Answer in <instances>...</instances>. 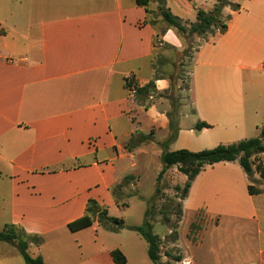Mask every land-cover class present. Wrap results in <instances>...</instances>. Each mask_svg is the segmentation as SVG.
I'll return each mask as SVG.
<instances>
[{
    "label": "crops",
    "instance_id": "crops-1",
    "mask_svg": "<svg viewBox=\"0 0 264 264\" xmlns=\"http://www.w3.org/2000/svg\"><path fill=\"white\" fill-rule=\"evenodd\" d=\"M165 1L188 22L216 2ZM232 3L238 10L223 9L226 30L194 50L181 88L184 43L160 18L152 22L155 3L147 11L134 0H0V230L13 225L39 236L40 244L28 243L31 258L115 264L110 252L118 249L126 264H153L146 241L131 228L143 225L156 186L142 196L140 175L129 172L154 165L159 173L166 151L198 152L258 136L264 0ZM156 40L164 45L159 64ZM170 120L177 128L171 140ZM198 122L208 127L196 130ZM166 174L181 173L171 167ZM248 185L261 191L249 194ZM89 201L98 207L92 224L70 231ZM101 210L122 218L125 228H104ZM181 228L188 234L180 239ZM132 232L135 237L126 235ZM170 244L189 264H264V182L256 172L250 182L236 162L205 167L181 201ZM8 253L0 241V264H10ZM166 259L160 255L161 263Z\"/></svg>",
    "mask_w": 264,
    "mask_h": 264
},
{
    "label": "trees",
    "instance_id": "trees-1",
    "mask_svg": "<svg viewBox=\"0 0 264 264\" xmlns=\"http://www.w3.org/2000/svg\"><path fill=\"white\" fill-rule=\"evenodd\" d=\"M135 4L138 6L144 7L148 11V6L151 3L156 4V9L158 10L159 17L167 25L168 28L173 29L177 35L182 39L184 46L189 47L191 40L200 39L205 41L208 36H212L216 33H223L226 30V21L229 17H224L222 11L225 7H229L232 11L238 10V5H234L229 2V0H216L215 4L212 6L210 11L197 10L195 15L194 22L184 21L176 16H174L169 8L166 6L165 0H134ZM148 13H151L148 11ZM153 24V23H152ZM199 44L196 45V48ZM193 49L194 50H196ZM186 49L182 53V58L190 56L192 57L191 50ZM190 51V52H189ZM151 87L148 86L145 88L146 92H151ZM178 107V102H172V113L169 117L173 120L175 115L176 108ZM170 120V129L172 130L169 140H171L177 128ZM208 127L205 123H196L195 129L199 130L200 128ZM147 137H139V140L146 139ZM133 143L131 140L126 148ZM264 154V123L259 127V134L257 137L243 139L236 143L229 145H217L214 148L201 150L198 152H190L187 150H176V151H166L161 156V165L162 168L159 171L156 177V190L154 197L148 202L150 205L151 202L155 199V196L159 193L158 184L162 177L166 174L167 170L171 167H176L177 171L183 174L186 177V180L183 184V187H177L176 192L180 191V200L182 201L189 190L191 182L194 178L207 166H211L220 162H236L243 172L246 174L248 180L251 182L253 174L256 172L261 181L264 182V161L260 166L254 171L252 165V158L255 155ZM249 194L259 193L261 190L254 188L253 186L247 187ZM179 211L176 214V223L172 228H174L173 236L169 237L171 242H175L176 233L175 229L181 218V204L178 206ZM96 203L93 201L88 202V207L86 208V214L75 221L69 223L67 228L74 232L86 227H89L92 224V215L97 209ZM149 207L145 213L143 225L140 227L131 228L137 232L147 243V255L150 261L153 264H165L160 262L159 256V247L160 239L152 233V222L150 220ZM98 222L107 230L116 232L121 229H124L125 226L121 219L110 218L106 216V211L101 210L98 213ZM168 222V221H167ZM195 226L190 227V235L194 233ZM21 232L24 234V240L17 239V233ZM172 234V231H171ZM0 241L12 244L19 252L24 264H44L41 257L37 256L31 258L26 250L28 243H33L35 245L40 244L41 238L37 235L29 236L26 235L22 229L16 228L13 225H5L2 230H0ZM110 256L115 264H126V259L124 255L118 250H112ZM175 262L181 260L180 256H177L173 259Z\"/></svg>",
    "mask_w": 264,
    "mask_h": 264
},
{
    "label": "rangeland",
    "instance_id": "rangeland-1",
    "mask_svg": "<svg viewBox=\"0 0 264 264\" xmlns=\"http://www.w3.org/2000/svg\"><path fill=\"white\" fill-rule=\"evenodd\" d=\"M210 1L211 0H209V2ZM229 2L232 3V0H229ZM234 5H237V4H234ZM150 18L153 23H155V21L160 18L157 9L151 10ZM160 30H161L160 31V34H161L163 30L162 29ZM191 41L192 42L189 45V47L184 46L185 47L184 50L186 49L188 50L191 47L192 49L190 51L192 54L194 52L193 49L196 48V45L197 44L200 45L201 42H204V41L197 40L196 38ZM159 43L160 41L156 40L155 46H156L157 54L154 60L156 64H159L161 62L159 52L164 49V45L161 46ZM180 60H181L180 68L178 70L179 72H177V76H179V78L181 79V82H182L181 88H186L188 84V77H189L192 57L187 56V57L181 58ZM176 95H178V93L176 94L173 91V96L176 97ZM263 161H264V154H258L252 158V165H253L254 171L256 170L258 166L261 165ZM160 166L161 164L159 163V167ZM157 174H158V171H155L154 165L148 168L143 167V169H140V167L137 166L135 167V169L129 172L130 177H135L136 175H140L139 190L142 196H147L150 192L153 191V189L156 186L155 179H156ZM180 176H178L177 179H173L172 177H170V175L165 174L162 177V179L159 181V184L157 186L159 189V193L155 196V199L153 200V202H151L150 205H148L149 212H150L149 218L151 222L154 224L152 226V233L156 235L159 239L163 238V240L160 241L159 256L161 254L164 256H167L168 259H166L165 262H162L165 264H176V262L173 259L178 256V252L176 248L171 246L170 244L171 240L169 239V237L173 236L174 228L172 227L176 223V214L179 211L178 206L181 204L180 195H179L180 191L179 192L175 191L177 187H180V188L183 187V181L180 180L181 179ZM134 211H135V206L133 207L132 205L131 208L127 211L128 216L131 214V212L134 213ZM120 219L122 220V218ZM169 229L170 231H172V234H167ZM187 230L184 231V228H181V231L178 232L180 239L184 235L188 234ZM175 233H176V229H175ZM126 235H129L131 237L132 235H134L133 237H135L136 234L132 232ZM17 239L24 240L25 239L24 234H22L21 232L17 233ZM140 241L141 243L139 244H138V241H135V244H136L135 247H137L138 251L140 249V246L141 248L144 247L143 240H140ZM2 243H6V242H2ZM6 245L8 247V252H9L8 258L10 259V264H24L18 250L10 243H6ZM131 245L134 246V243L133 242L129 243L128 246H131ZM12 247H14L15 249H12Z\"/></svg>",
    "mask_w": 264,
    "mask_h": 264
},
{
    "label": "built area",
    "instance_id": "built-area-1",
    "mask_svg": "<svg viewBox=\"0 0 264 264\" xmlns=\"http://www.w3.org/2000/svg\"><path fill=\"white\" fill-rule=\"evenodd\" d=\"M127 88L131 94L135 93L136 91V88L133 85H130L129 82H127ZM168 234H171V231H169ZM179 262L180 264H189V261L186 258H182Z\"/></svg>",
    "mask_w": 264,
    "mask_h": 264
}]
</instances>
